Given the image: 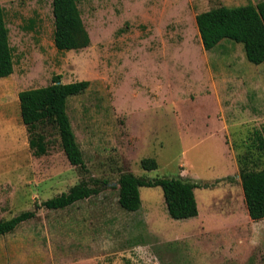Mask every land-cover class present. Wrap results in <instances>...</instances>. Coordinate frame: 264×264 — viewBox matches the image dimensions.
<instances>
[{
    "label": "rangeland",
    "instance_id": "rangeland-1",
    "mask_svg": "<svg viewBox=\"0 0 264 264\" xmlns=\"http://www.w3.org/2000/svg\"><path fill=\"white\" fill-rule=\"evenodd\" d=\"M259 1L76 0L90 45L59 52L51 0H0L14 61L0 79V221L36 211L0 236V264H264V219L248 217L238 176L241 164L264 170L252 140L264 123V63L229 40L205 51L195 24ZM54 75L90 82L66 108L87 172L68 163L52 126L45 155L28 147L18 93ZM144 158L157 169H141ZM123 173L196 183L199 216L171 219L159 187L139 189L137 211L121 209ZM90 177L107 181L97 196L40 206Z\"/></svg>",
    "mask_w": 264,
    "mask_h": 264
},
{
    "label": "trees",
    "instance_id": "trees-1",
    "mask_svg": "<svg viewBox=\"0 0 264 264\" xmlns=\"http://www.w3.org/2000/svg\"><path fill=\"white\" fill-rule=\"evenodd\" d=\"M51 12L54 26L53 44L57 51H79L90 45V37L76 0H51ZM195 24L205 51H211L220 42L229 40L242 45L248 62L254 65L264 63V0L232 8L219 6L210 9L197 14ZM13 66V53L9 44L4 10L0 5V79L11 75ZM89 85L90 82L85 80L64 84L60 76L54 75L48 86L18 93L20 118L28 135V147L34 157L47 153L43 127L52 126L56 130L68 163L87 172L66 108L67 100L84 93ZM252 140L255 149L264 153V123L253 132ZM140 167L144 171H151L156 170L158 164L154 158H144L140 161ZM238 176L248 217L254 222L263 220L264 170H247L241 164ZM226 180H232V177H226ZM106 185V180L90 177L73 185L67 192L43 201L40 206L47 210H63L97 196ZM116 185L117 203L125 211L135 212L140 208V188L159 187L171 219L187 220L198 215L194 190L199 185L196 183L166 177L148 179L132 173H123ZM209 186L204 185V188ZM35 216L34 209L1 220L0 236L12 233L22 223Z\"/></svg>",
    "mask_w": 264,
    "mask_h": 264
},
{
    "label": "crops",
    "instance_id": "crops-1",
    "mask_svg": "<svg viewBox=\"0 0 264 264\" xmlns=\"http://www.w3.org/2000/svg\"><path fill=\"white\" fill-rule=\"evenodd\" d=\"M199 216V212H198V215H197V217ZM188 220H190V219H188Z\"/></svg>",
    "mask_w": 264,
    "mask_h": 264
}]
</instances>
